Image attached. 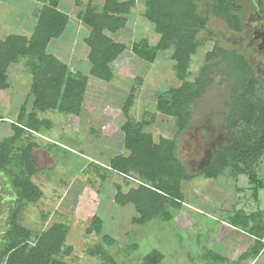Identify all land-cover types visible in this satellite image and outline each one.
I'll return each mask as SVG.
<instances>
[{"label":"trees","instance_id":"16d2710c","mask_svg":"<svg viewBox=\"0 0 264 264\" xmlns=\"http://www.w3.org/2000/svg\"><path fill=\"white\" fill-rule=\"evenodd\" d=\"M37 1L42 3V7L30 36L9 34L0 40V90L9 88L11 66L22 63L30 76L15 120L5 122L0 117V121L7 123L12 132L0 141V175L9 179L16 198L4 232L0 231L2 264H66L59 256L67 257L73 251L65 244L70 230L67 224L53 223L34 234L19 220L24 206L37 204L43 197L42 190L32 180L39 172L33 160V152L40 147L35 134L52 129V120L41 116L47 111L79 117L89 79L108 83L113 76L112 63L126 51L147 64H153L160 52L171 51L172 72L180 84L154 95L157 113L173 119L176 135L186 130L193 102L205 93L213 78L220 76L222 81L227 82L228 112L224 123L228 143L211 154L210 163L197 176L207 180H217L224 175L232 179L246 176L252 186L251 197L258 199L259 190L264 189V181L257 172L260 159L264 156V78L255 73L249 60L239 50L221 48L216 42L205 53L204 64L193 80H186L190 75L191 58L204 44L201 34L207 32L210 16L224 22L233 33H242L240 4L235 0H214L206 5L207 10L202 13L195 0H143L142 17L152 26L158 40L154 45L148 39H141L126 46L115 42L109 35L125 27L135 0H103L100 9L93 5L92 0H86L84 4L81 0H74L75 5L82 8L76 15L77 19L89 28L84 41L89 48V68L85 75L73 72L47 53V45L61 37L69 23V16L59 9L60 0ZM143 82L144 78L135 77L122 103L125 122L120 130L124 153L107 161V170L120 176L130 186L123 192L119 184H114V202L121 207L131 205L135 213L131 222L139 226L155 219L171 221L172 211L184 205L182 183L196 177L186 173L177 157L179 147L175 137L178 136L172 139L159 136L155 140L153 134L144 131L149 123L131 120L130 109ZM250 218L242 212L238 220L229 224L249 232L252 231ZM85 234L101 237V242L89 248L87 255L99 258L103 264H119L108 251L115 241L108 234H103L100 216L88 217ZM262 239L259 236L250 253L244 256L258 254ZM135 247L131 245L124 251L129 253ZM211 254L207 256L209 262L224 263L223 258ZM162 260L163 255L152 250L142 258L141 264H160Z\"/></svg>","mask_w":264,"mask_h":264},{"label":"rangeland","instance_id":"374dc122","mask_svg":"<svg viewBox=\"0 0 264 264\" xmlns=\"http://www.w3.org/2000/svg\"><path fill=\"white\" fill-rule=\"evenodd\" d=\"M12 1L18 0H6L5 5H0V17H7L11 25L16 21L17 14L16 11L12 13V10L20 11L28 6V2L21 5L20 1L18 4H13ZM81 1L85 3V0ZM136 2V10L129 17L127 26L112 38L114 41L128 45L142 38L149 42L157 38L152 26L140 16L139 10L144 7L143 0ZM68 3L69 0H63V9H68ZM92 3L98 7L97 1L92 0ZM200 9L205 10L203 5ZM249 25L250 22L246 20L242 33H233L226 28L224 22L210 16L207 32L201 34L204 44L191 58L190 75L186 80H193L204 64L205 53L216 42L221 48L239 50L249 60L255 73L263 79L264 54L252 49L251 43L246 40ZM81 37V32L74 35L65 33L62 39L58 38L49 44L47 53L52 55L59 51L71 63V45L73 43L75 46L76 39L80 40ZM74 38L75 41L72 42ZM64 39L66 41L63 43ZM122 57L119 70L117 66L111 65L113 76L108 83L89 79L92 85L88 87L85 98V113L82 111L79 117L57 115L53 111L41 115L53 122L52 129L43 133L49 141L44 138L39 141L38 138L40 149L34 153L39 172L32 180L42 190L43 197L37 204H28L21 209L20 224L34 234L53 223L67 224L70 230L65 244L73 251L67 257L59 256L66 264H103L99 258L87 255L89 248L101 242L100 236L85 234L87 219L93 215L102 219L103 234L114 239L115 244L108 251L119 264H141L142 258L152 250L163 255L160 264H236L229 257L226 258V254L230 256L236 249L235 241L240 239L241 244L247 238L222 226L221 221L232 223L238 220L242 213L238 211L247 214L246 211L251 213L252 210H261L264 214V189L259 190V201L255 203L250 197L252 186L246 176L239 175L232 179L224 175L217 180L197 176L210 163L211 154L228 143L224 123L225 114L228 112L227 82L222 81L220 76H213L212 84L192 104L186 130L176 135L173 119L157 113L155 96L157 92L178 87L180 84L172 72L170 52H160L153 64L136 58L130 59L132 55L129 53ZM87 64L84 62L78 69L87 70ZM22 65L18 63L11 66L8 72L9 88L0 90L1 119L15 120L27 92L30 76ZM135 77L144 78V82L130 109L131 120L149 123L144 131L153 134L155 140L159 136L168 139L178 136L175 137L179 147L177 157L186 173L196 176L191 181L182 183L184 205L172 211L171 221L155 219L142 226L132 224L131 219L135 213L131 205L121 207L115 204L114 184H119L123 192L130 186L120 176L107 170L108 159L124 153L123 134L120 130V125L125 122L122 103L129 94ZM108 107L112 109L109 112ZM105 121H111L112 124L103 127L102 123ZM11 134L9 125L0 121V141ZM257 172L264 181V156L260 159ZM14 193L9 179L0 175V231L8 223L12 204L16 201ZM193 208L202 209L217 220ZM256 221L257 218L253 219V222ZM257 226L264 230V218ZM250 232L257 233L256 230ZM231 243L234 244L233 248ZM131 245L136 246L135 249L125 252L124 249ZM211 253L224 256L227 261L209 262L207 256ZM245 253H250V249ZM257 264L263 263L259 261Z\"/></svg>","mask_w":264,"mask_h":264},{"label":"crops","instance_id":"0c3cea01","mask_svg":"<svg viewBox=\"0 0 264 264\" xmlns=\"http://www.w3.org/2000/svg\"><path fill=\"white\" fill-rule=\"evenodd\" d=\"M5 1L6 0H0V5L1 4L5 5ZM18 1L22 2L21 5H23V2H28L27 3L28 6H27V8H22V10H20V11H19V9L18 10L17 9H13L12 10V13H15V11L17 13V14H15L16 15V18H15L16 21H14L13 25L8 23L9 20H8L7 17L6 18L0 17V40L5 38L9 34L23 35V36L29 37L30 34L33 32V30L35 28V25H36V22H37V18H38V14H39V12L41 10V7H42V3L38 2L37 0H18ZM18 1L17 2L12 1V3L13 4H18ZM95 1H97V3H98V7L97 8L100 9L103 6V0H95ZM138 1L142 2V0H138ZM195 1L199 5V9H200V7L202 5L204 6L205 10H201L200 9V11L202 13L207 10L206 5H208L209 3L212 4L214 2V0H210V2H205V3L203 2V0H202L203 3L200 2L199 0H195ZM235 1L242 6V9L239 12V16L241 18L242 25H243V28H244V21H246L249 18L248 17L249 14H248V10H247L248 9V4H249L248 3L249 0H246V1L235 0ZM258 1H260V3L262 2L264 4V0H258ZM65 2H66V0H65ZM85 2H86V0H85ZM135 2H136V0H135ZM21 5H20V7H21ZM136 5H137V2L135 4V7L131 10L130 16H131L132 13H134V10H136ZM143 6H144V4H143ZM30 7H32V8H30ZM0 9H1V7H0ZM59 9L62 12H65L70 17L68 25L66 26L63 34L59 38L62 39L65 33H70L71 35H74L76 33L78 34L79 32L82 33V37L80 38V40L76 39L77 42H76L75 46L73 45V43L71 45V47H72L71 53L73 54V55L71 54L72 55V59H73V61L71 63L66 61L62 57V54L59 51H55L52 55L55 56L58 60H60L62 63L66 64L73 72H80V73L86 75L87 72H88L89 64H87V70L84 69L83 71H80L78 69L80 66H83L84 62H87V55H88V52H89V48L84 43L86 37L89 34V28L86 25H84L80 20H78L77 16H76L78 14L79 10H81L82 8L78 7L77 5H75L74 0H69L68 9H66V8L63 9V0H60ZM9 11H11V10H9ZM251 11H253V9H250V17L253 14ZM143 12H144V7H141V10H139L140 16L143 14ZM128 22H129V18H128V21H127L125 26H127ZM67 30L73 31V32H66ZM121 30H119V31H121ZM7 32H9V33H7ZM12 32H14V33H12ZM230 32H232V31H230ZM116 34H114L112 36L109 35V34L108 35L111 38H113ZM156 37L157 38H155V40L153 42H149L151 45H154L157 42L158 36H156ZM52 41H50L49 44ZM65 41H66V39H64L63 43ZM74 41H75V38L73 39L72 42H74ZM117 43H121V42H117ZM49 44L47 45V47L49 46ZM130 44L131 43H129L128 45H126V44L125 45L129 46ZM126 53H129L131 55L130 51H126L122 55L125 56ZM122 55L120 57H118V59L115 62L112 63V66H117V70H119L118 67L120 66V63H121L120 61H121V58H123ZM170 55H171V51H170ZM134 58L135 57L132 56V58H130V59H134ZM126 59L130 60L129 58H126ZM136 66H138V65H136ZM88 82H89L88 83L89 86L92 85L91 81H88ZM88 90H87V92H88ZM87 94L88 93H86V95ZM84 109L85 108L83 106V113H85ZM108 110L110 111L112 109L110 107H108L107 111ZM66 116H71V115H66ZM2 120L5 121L6 119H2ZM5 122H13V121L6 120ZM5 122H3V123H5ZM111 124H112L111 121H105L104 123H102V126L103 127L104 126H109ZM122 125H123V122H122ZM122 125H120V126H122ZM9 129H10V127H9ZM44 134L42 132L40 134H35V138H36V142L37 143H38V138H39V141H40L41 138L46 139L47 142L49 141V138H47V137L45 138ZM49 143H51V142H49ZM38 149H40V147L37 148L36 150H38ZM36 150L33 152V160H34L35 164H37L36 160H35V156H34V153L36 152ZM123 152H124V150H123ZM258 197H259V194H258ZM253 201L255 203H257V201H259V198L257 200L253 199ZM193 209L198 211L199 213H202V214L207 213V212H204L202 209H197V208H193ZM242 212L244 213V211H242ZM246 213H247L246 215H250L251 216V218H250V226L252 228V231L253 230L257 231L256 234L255 233H250V231L249 232H246V231L244 232V231H242L241 229H239L237 227L231 226L228 222H225L223 220L221 221V225L222 226H224L226 228H229V229L233 230L234 232H237L242 237H246L247 238L245 243L239 244L240 239L235 241V244L237 245L236 249L233 251V253L230 256L226 254V258L229 257L230 260L236 262V264H257L259 261H261L264 264V250H263V246H264V230L257 226L258 223L264 218V214H262L261 210H255V212H253V210H252L251 213H250V211L249 212L246 211ZM207 215L212 217V218H214V220L216 219V217L211 215L210 213H207ZM256 218H257V221L253 222V219H256ZM251 223H253V225ZM261 231H262V233H261ZM259 236L263 237V239L261 240V244H262L261 250L258 252V254L254 255V256L253 255L252 256H250V255L244 256V254H246L245 252L247 250H249L251 247H253L254 242L257 240V238H259ZM230 246L233 248L234 244L231 243ZM222 257H223V259L225 261H227V259L224 256H222Z\"/></svg>","mask_w":264,"mask_h":264},{"label":"flooded vegetation","instance_id":"af4514ba","mask_svg":"<svg viewBox=\"0 0 264 264\" xmlns=\"http://www.w3.org/2000/svg\"><path fill=\"white\" fill-rule=\"evenodd\" d=\"M250 9H253L251 17ZM247 10L249 14L247 20L250 25L246 40L251 43L252 49L264 54V4L258 0H249ZM2 231L4 232V230Z\"/></svg>","mask_w":264,"mask_h":264},{"label":"clouds","instance_id":"9594fccd","mask_svg":"<svg viewBox=\"0 0 264 264\" xmlns=\"http://www.w3.org/2000/svg\"><path fill=\"white\" fill-rule=\"evenodd\" d=\"M263 250H264V246H263Z\"/></svg>","mask_w":264,"mask_h":264}]
</instances>
